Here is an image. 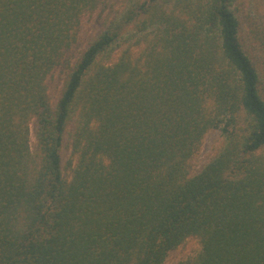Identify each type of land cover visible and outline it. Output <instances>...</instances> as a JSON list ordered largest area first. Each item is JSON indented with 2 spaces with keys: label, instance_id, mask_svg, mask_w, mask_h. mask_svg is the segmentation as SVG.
<instances>
[{
  "label": "trees",
  "instance_id": "obj_1",
  "mask_svg": "<svg viewBox=\"0 0 264 264\" xmlns=\"http://www.w3.org/2000/svg\"><path fill=\"white\" fill-rule=\"evenodd\" d=\"M101 1L0 0V264H164L189 237L191 264H264V82L231 0H126L52 107L46 76ZM133 23L137 59L102 64ZM210 129L223 144L190 176Z\"/></svg>",
  "mask_w": 264,
  "mask_h": 264
},
{
  "label": "rangeland",
  "instance_id": "obj_2",
  "mask_svg": "<svg viewBox=\"0 0 264 264\" xmlns=\"http://www.w3.org/2000/svg\"><path fill=\"white\" fill-rule=\"evenodd\" d=\"M126 7V0H102L96 10L82 16L81 23L75 31L76 42L66 52L62 64L55 66L46 76L45 84L52 107H56L58 103L67 79L68 68L77 62L81 53L108 27L115 13L124 10ZM230 9L240 22L239 39L242 48L251 57L264 82V0H231ZM137 29L138 25L136 26L134 23L127 26L119 41V48L109 58H101L100 62L104 65H114L125 51H128L127 53L131 58L137 59L142 51V47L136 45L137 40L142 39L140 35L135 37ZM77 115L78 111L66 129L61 150L62 169L67 180H71L72 171L79 158V152H75L73 147V139L78 124ZM35 131L36 121L32 119L30 124L31 146L36 144ZM222 144L223 137L220 130H208L188 160L189 175L194 176L202 171L215 158ZM104 160L108 163L107 159ZM201 251L202 244L199 238L189 237L168 254L164 264H191Z\"/></svg>",
  "mask_w": 264,
  "mask_h": 264
}]
</instances>
